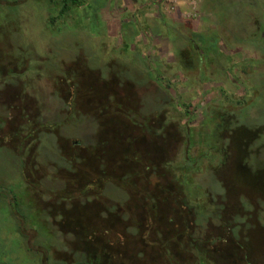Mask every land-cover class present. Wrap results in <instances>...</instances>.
<instances>
[{
    "label": "rangeland",
    "instance_id": "374dc122",
    "mask_svg": "<svg viewBox=\"0 0 264 264\" xmlns=\"http://www.w3.org/2000/svg\"><path fill=\"white\" fill-rule=\"evenodd\" d=\"M65 2L68 10L59 15L62 0H0V264L72 262L84 248L77 228L45 223L60 209L53 204L51 216L46 212L47 191L61 187L58 179L73 162L58 134L79 135L87 144L94 140L95 126L75 117L87 105L72 100L67 108L74 124L65 118L64 100L54 90L63 63L93 72L82 78L83 89L93 78L111 74L134 85L141 113L165 110L169 119L192 128V155L207 154L196 164L197 179L208 177L210 163L219 168L217 156H208L216 150L205 139L222 116L234 113L236 125L264 127V42L257 46L241 36L239 27L251 16H235L228 0H162L156 7L147 5L150 0ZM29 110L33 125L21 117ZM263 141L264 134L258 142ZM255 152L264 156V149ZM183 155L178 151V160ZM34 157L37 164L31 165ZM221 173L228 177L230 170ZM122 193L108 196L122 200ZM60 215L57 211L56 219ZM198 261L192 255L180 264ZM206 262L234 264L209 255Z\"/></svg>",
    "mask_w": 264,
    "mask_h": 264
},
{
    "label": "trees",
    "instance_id": "16d2710c",
    "mask_svg": "<svg viewBox=\"0 0 264 264\" xmlns=\"http://www.w3.org/2000/svg\"><path fill=\"white\" fill-rule=\"evenodd\" d=\"M62 2L59 15L68 10ZM63 64L54 90L64 100L66 120L74 124L68 114L74 100L90 108L75 117L95 126L88 144L79 135L57 136L73 157L71 170L62 175L74 191L73 205L80 201L87 212L86 226L77 228L84 248L70 264H180L192 255L198 264H207L208 255L264 264V156L255 152L264 149V141L258 142L263 126L236 125L234 113L222 116L205 139L216 150L208 156H217L219 168L210 163L208 177L197 179L194 169L207 154L192 155V128L169 119L165 110L141 113L134 85L111 74L93 78L83 89L82 78L93 72L73 61ZM23 114L33 125L30 110ZM178 151L184 153L182 161ZM222 170H230L228 177ZM111 191L123 192L124 199L115 201Z\"/></svg>",
    "mask_w": 264,
    "mask_h": 264
},
{
    "label": "flooded vegetation",
    "instance_id": "af4514ba",
    "mask_svg": "<svg viewBox=\"0 0 264 264\" xmlns=\"http://www.w3.org/2000/svg\"><path fill=\"white\" fill-rule=\"evenodd\" d=\"M231 3L232 11L235 16H251L248 25L242 24L239 28L243 30L241 36H249L255 39L256 41L253 44L257 46L264 42V0H228ZM233 15V14H232ZM24 115V114H21ZM34 124V122H33ZM40 126V125H39ZM30 148V147H29ZM36 158L31 159V165L36 163ZM37 164V163H36ZM33 169V168H32ZM37 169V168H35ZM35 179V178H34ZM61 184L60 189H49L47 191L48 200L46 203L48 204V209L46 212L49 213L51 216V211L54 210L51 206L53 204H58L60 209L61 215L58 219H56V212L55 217L51 216V220L46 221L45 223H49L50 228L58 227V228H83L86 226V221H84V216L87 214L85 211L84 206L78 201L73 205L74 198L73 194L74 191L72 190V186L70 182L65 181L64 179H58ZM51 207V208H50ZM52 209V210H51ZM63 260V259H57ZM65 260V259H64ZM67 261V260H66ZM50 262V261H49ZM73 262V261H72ZM68 260V263H72ZM49 264H52L49 263Z\"/></svg>",
    "mask_w": 264,
    "mask_h": 264
},
{
    "label": "crops",
    "instance_id": "0c3cea01",
    "mask_svg": "<svg viewBox=\"0 0 264 264\" xmlns=\"http://www.w3.org/2000/svg\"><path fill=\"white\" fill-rule=\"evenodd\" d=\"M151 2H149V3H147V5L149 6H152V7H156V6H158V5H160V2L162 1V0H150ZM144 5H141V7H143ZM140 7V9H142ZM149 9H150V7H148ZM146 14V16H147V13H145ZM149 15V14H148ZM150 15H153V16H158V14L156 13V12H150Z\"/></svg>",
    "mask_w": 264,
    "mask_h": 264
},
{
    "label": "built area",
    "instance_id": "2783aa9c",
    "mask_svg": "<svg viewBox=\"0 0 264 264\" xmlns=\"http://www.w3.org/2000/svg\"><path fill=\"white\" fill-rule=\"evenodd\" d=\"M169 1V3H174V2H176L177 0H168Z\"/></svg>",
    "mask_w": 264,
    "mask_h": 264
}]
</instances>
